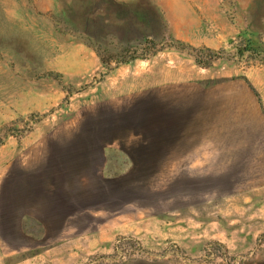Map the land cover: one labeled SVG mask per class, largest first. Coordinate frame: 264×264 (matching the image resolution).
<instances>
[{
  "label": "rangeland",
  "instance_id": "374dc122",
  "mask_svg": "<svg viewBox=\"0 0 264 264\" xmlns=\"http://www.w3.org/2000/svg\"><path fill=\"white\" fill-rule=\"evenodd\" d=\"M256 62L264 0H0V264H264L210 113Z\"/></svg>",
  "mask_w": 264,
  "mask_h": 264
},
{
  "label": "crops",
  "instance_id": "0c3cea01",
  "mask_svg": "<svg viewBox=\"0 0 264 264\" xmlns=\"http://www.w3.org/2000/svg\"><path fill=\"white\" fill-rule=\"evenodd\" d=\"M147 20L137 21L132 29L124 32L128 34L124 38H131L135 43L145 39L143 24ZM140 23L143 24L140 26ZM255 64L240 78L225 85L223 95L219 96V107L217 95L211 101L210 113L214 123L211 138L221 151L233 148L264 152V62Z\"/></svg>",
  "mask_w": 264,
  "mask_h": 264
},
{
  "label": "trees",
  "instance_id": "16d2710c",
  "mask_svg": "<svg viewBox=\"0 0 264 264\" xmlns=\"http://www.w3.org/2000/svg\"><path fill=\"white\" fill-rule=\"evenodd\" d=\"M140 42H141V41L137 40V41H136V44H138V45H139V44H140Z\"/></svg>",
  "mask_w": 264,
  "mask_h": 264
}]
</instances>
